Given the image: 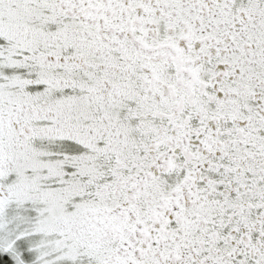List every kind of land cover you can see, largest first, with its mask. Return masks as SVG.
<instances>
[{"label":"snow or ice","instance_id":"snow-or-ice-1","mask_svg":"<svg viewBox=\"0 0 264 264\" xmlns=\"http://www.w3.org/2000/svg\"><path fill=\"white\" fill-rule=\"evenodd\" d=\"M0 264H264V0H0Z\"/></svg>","mask_w":264,"mask_h":264}]
</instances>
